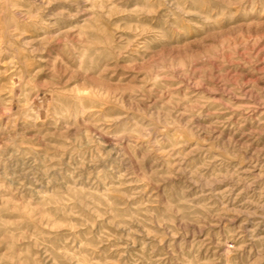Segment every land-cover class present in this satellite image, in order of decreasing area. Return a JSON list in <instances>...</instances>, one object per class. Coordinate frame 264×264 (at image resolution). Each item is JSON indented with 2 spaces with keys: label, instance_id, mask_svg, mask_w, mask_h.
Returning <instances> with one entry per match:
<instances>
[{
  "label": "rangeland",
  "instance_id": "374dc122",
  "mask_svg": "<svg viewBox=\"0 0 264 264\" xmlns=\"http://www.w3.org/2000/svg\"><path fill=\"white\" fill-rule=\"evenodd\" d=\"M0 264H264V0H0Z\"/></svg>",
  "mask_w": 264,
  "mask_h": 264
}]
</instances>
